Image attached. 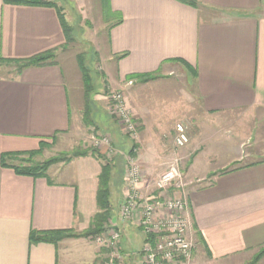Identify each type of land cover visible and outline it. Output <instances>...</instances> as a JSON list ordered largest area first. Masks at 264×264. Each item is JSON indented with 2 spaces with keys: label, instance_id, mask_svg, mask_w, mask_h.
<instances>
[{
  "label": "crops",
  "instance_id": "0c3cea01",
  "mask_svg": "<svg viewBox=\"0 0 264 264\" xmlns=\"http://www.w3.org/2000/svg\"><path fill=\"white\" fill-rule=\"evenodd\" d=\"M103 1L107 37L92 44L105 81L124 89L142 125L138 158L148 174L139 187L153 193L150 170L167 156L153 131H167V115L179 100L195 95L197 109L216 122L201 128L214 135L204 142L195 135L180 151L194 242L188 264H246L264 246V0ZM56 8L0 0V264H103L107 255L89 237L30 242L32 231L88 229L97 212L98 160L76 158L64 165L73 170L50 168L45 177L13 169L67 132L72 108L80 109L82 95L84 102L80 70L65 55ZM50 51L54 59L42 66L19 69L15 62ZM143 74L158 77L126 80ZM181 78L189 88L177 93L172 89ZM96 97L104 109L107 96ZM218 131L226 138H218ZM219 146V155H212L220 163L212 165V155L201 158ZM119 185L118 196L111 185L117 201L110 219L121 237L117 264H140L144 236L119 219ZM256 264H264V255Z\"/></svg>",
  "mask_w": 264,
  "mask_h": 264
},
{
  "label": "rangeland",
  "instance_id": "374dc122",
  "mask_svg": "<svg viewBox=\"0 0 264 264\" xmlns=\"http://www.w3.org/2000/svg\"><path fill=\"white\" fill-rule=\"evenodd\" d=\"M50 2L53 3L56 7L60 8L68 24L72 26V32L70 35L72 39L70 42L66 44L65 55L69 58V61H72L74 63L73 64L74 67H76V63L78 65L77 57L81 56L82 63L89 64L91 71H94L93 73L95 76L93 77L96 78L94 90L97 91V93L93 95L94 102L97 104V102L95 101V97L97 95L98 96L101 95L105 97L107 96V99H105V101H103L104 103H102V106L104 107V109L102 110L98 109V105L92 104L89 110L88 109L86 110L85 102H83V95H82V106H80V109H77L76 107L72 108L73 109L72 110V121H71L70 129L67 132H65L61 137L57 138L54 142L52 141L50 145H48L47 147H44L39 154H36L35 156H32V157L26 155L27 157H25L23 164L27 165L31 162L43 163L53 158L67 157L75 151H81V150L83 151L85 149L86 150L96 149L103 156H106L108 160L113 159L114 158L113 156H116V154L107 155V153L105 152L107 148L106 147L98 148L94 146V141H95V138H100L101 136H106V135H109L111 140H113L115 137L114 132L116 130V127H117V130H116L117 132L118 130H120L119 129L120 127L117 125L114 119V116L110 114L109 112V103H110L109 97L114 92H121V94L124 96L125 105L127 109L129 110L131 119L133 123L135 124V127H136L135 130H136L137 136L135 139H130L128 136H125L121 130L119 131V135L126 137L124 143H125V147L127 148L125 151H120L119 149L118 150L115 149L116 151L122 153V154L117 153L118 156H121L120 157L121 159L118 160L122 166L119 172L120 174L121 172L123 173V170L125 167L124 157L126 155H130L131 157H134L137 159L138 163L140 164L142 168L144 179L146 180L148 172L145 168V165L138 158L139 151H140L139 149H141L140 144L142 142V139H141L142 125L140 126L141 124V123L139 124L140 121H138L134 117L131 109L127 106L126 93L124 89H120L118 86H115V85L114 87H110V85L112 84H108L105 81L104 76L102 75V70L99 64L98 56L95 53L94 51L95 48L92 44L94 41V38L104 40L107 37L106 30L103 28L104 21L106 18H108L107 4L103 0H51ZM97 32L100 33L98 38L95 35ZM78 76L82 78L81 73H78ZM82 88L84 89L83 83H82ZM187 88H189L188 84L184 81V78H181V80L178 79L177 83H175L172 90H175L177 91V93H180V91L187 89ZM159 89H153V90H159ZM194 97L195 98L193 100H187L185 98V99H181L178 101V104L176 105L177 107H176L175 113L171 115H167V118H168L166 122L167 123L166 128L168 129L167 131H161V132L153 131V135L157 134L158 136L157 141H159V143L163 145V147L162 146L160 147L161 149L165 150V153L167 154V156L164 157V161L162 163H159V167H156L150 170L149 181L151 183L155 180V178L159 174H161L167 169V167L169 166V164L172 163L173 160L177 158L181 159L180 151L182 150V148L180 149L176 148L174 144V138L176 136V130H175L176 125L180 124L185 128L186 134L188 137V143L190 142V139H192L195 135H201L199 137V140L204 142L210 136L215 134L214 130H207L206 132H203L202 129L205 125H207L209 122H216V121L215 119L213 120L207 119L205 116L201 114L200 110L197 109L198 106H197L196 96L194 95ZM113 123H115V125ZM201 124H202V127H200ZM197 125L199 127H197ZM217 133H218V138H221V139L226 138L223 136V134H225L223 131H218ZM152 140L155 143L154 137ZM220 143L223 144L222 140ZM155 146H157V144H155ZM132 147H133V151L132 153H129L128 150ZM115 148L117 147L115 146ZM217 150H222V146L214 147V149H212L211 147L208 148L207 154L205 153L204 155H201L203 156L201 158H205L207 155H212V152H216L215 154L216 156H218L219 154L217 153ZM227 156L228 155H223V158H226ZM184 162L186 161L180 160V169L182 168V170L184 169L186 165V163L183 164ZM210 162H212V165H217L218 163H220L217 157L216 159L214 158V155H212ZM65 164L67 163L58 162V163H55L49 166L48 169L51 168L53 170L54 169L60 170L62 168L63 172H65L66 168L70 169L67 172L73 170L72 165H69L66 167L64 166ZM205 164H207V162ZM59 179L61 180L62 177H59ZM207 179L208 178H206L205 181H202L199 184L200 185L205 184ZM120 181L122 180L120 179ZM182 184L185 185L183 177H182ZM184 185H183V190L182 189L176 190L172 188L168 190L167 194L170 196L172 195L178 196L176 192L179 191L178 193L180 195H183ZM122 186H123V183H122ZM150 188L143 189V186H141V192L146 191V193L151 194L152 192ZM120 193L116 192L117 196ZM154 193L156 194V192ZM116 201L117 199H114L113 202L116 203ZM109 223L110 221L107 223V225ZM104 229H106V226ZM72 232L76 233L74 231ZM100 235L101 234L97 236L89 237V240L95 242V239ZM256 255L257 253L249 260H246V261L244 260L245 263L246 264L258 263V261L262 258V256L258 260H255Z\"/></svg>",
  "mask_w": 264,
  "mask_h": 264
},
{
  "label": "built area",
  "instance_id": "2783aa9c",
  "mask_svg": "<svg viewBox=\"0 0 264 264\" xmlns=\"http://www.w3.org/2000/svg\"><path fill=\"white\" fill-rule=\"evenodd\" d=\"M130 84V83H129ZM109 112L114 116L117 125L125 136L135 139V124L125 105L121 92H114L109 97ZM176 148H183L188 143L185 128L178 124L175 127ZM94 146L106 147V153L117 154L111 147L109 135L95 138ZM122 183L123 200L119 206L120 221L132 223L140 229L144 240L140 249V264H188L194 242L188 231L191 219L188 203L183 195L170 196L168 190H183L182 173L179 158L172 161L167 169L153 181V193L141 192L140 184H144V174L137 159L126 155ZM148 188V187H147ZM146 188V189H147ZM120 233L110 222L95 242L107 249L103 264H117L121 261Z\"/></svg>",
  "mask_w": 264,
  "mask_h": 264
},
{
  "label": "trees",
  "instance_id": "16d2710c",
  "mask_svg": "<svg viewBox=\"0 0 264 264\" xmlns=\"http://www.w3.org/2000/svg\"><path fill=\"white\" fill-rule=\"evenodd\" d=\"M5 1L7 3L18 4V5L47 6V7L56 8V6L53 3L46 2L44 0H5ZM179 1L185 4L195 5L194 2L191 0H179ZM56 12L58 14V18L60 20V24L63 29L66 43H68L72 39L70 36L72 32V26L68 24L67 20L65 19L60 9L56 8ZM120 21L121 20L119 19L118 22ZM124 55L125 54L118 56L117 59L122 58ZM53 59H54V52L50 51V52H46L43 54H39L32 58H28L25 60H18L15 62L16 64H18V68L21 69V68L31 67V66L33 67L42 66L52 61ZM77 59H78V66H79L80 73L82 75V82L84 86L85 109L89 110L92 104L96 105L93 99V95L97 93V91L94 90L96 78L93 77L95 75L93 73L94 71H91L90 65L86 63H82L81 56H78ZM156 77H157L156 74L129 75L126 77V80L129 81V80L135 79L138 82H147V81L155 79ZM113 124L115 125V123ZM116 130H117V127H116ZM116 130L114 132L115 137L113 140H111V147L114 150L119 149L120 151H125L127 149L124 143L126 137L119 135V130L118 132ZM47 146L48 145L46 144L45 145L41 144L40 149L38 151L29 152L28 156L32 157V156H35L36 154H39L41 150ZM115 146L117 148H115ZM132 151H133V147L128 150L129 153H132ZM86 156L94 157L96 160L100 162V166H101V171L98 175V188L96 192L97 212L93 215L88 229L81 233H77V234L73 233L72 232L73 230L49 231V232H41V233L32 231L30 233L31 243L45 242V243L56 244L58 241H60L63 238H88L92 236H97L104 232L105 230L104 228L107 225V223L110 221L113 211H114L113 203H112L113 199L111 198L112 196L111 185H113L116 188L117 193H119L118 187H120L119 185L121 182L120 179L122 180V176H123V173L121 172L120 174L119 172L122 166L118 160L121 159L120 158L121 156H118L116 154V156H113L114 157L113 159L108 160L106 156H103L96 149H92V150L85 149L83 151L82 150L75 151L67 157L53 158L43 163L31 162L27 165L22 164L16 167L14 166L13 169L15 173L18 175L31 176V177H45L48 167L51 166L52 164H55L58 162L69 163L73 159L86 157ZM3 160H4V156H2V164H4ZM263 255H264V246L258 251L255 257V260H258Z\"/></svg>",
  "mask_w": 264,
  "mask_h": 264
}]
</instances>
